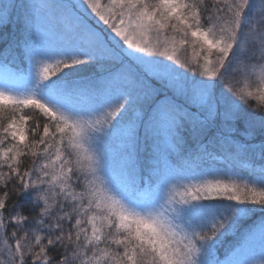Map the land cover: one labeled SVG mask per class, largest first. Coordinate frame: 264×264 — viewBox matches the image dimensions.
<instances>
[{
    "label": "snow or ice",
    "instance_id": "snow-or-ice-1",
    "mask_svg": "<svg viewBox=\"0 0 264 264\" xmlns=\"http://www.w3.org/2000/svg\"><path fill=\"white\" fill-rule=\"evenodd\" d=\"M257 236L264 0H0V264H236Z\"/></svg>",
    "mask_w": 264,
    "mask_h": 264
},
{
    "label": "trees",
    "instance_id": "trees-1",
    "mask_svg": "<svg viewBox=\"0 0 264 264\" xmlns=\"http://www.w3.org/2000/svg\"><path fill=\"white\" fill-rule=\"evenodd\" d=\"M16 24H15V17H13V23L9 24L8 27L6 29H4L5 32H13L16 29ZM169 34H171V32H169ZM13 71H15V69H13ZM259 140H255L253 141V143H259ZM222 156L220 157V159H218L215 164H217L219 166V168H226L227 166H225L222 162ZM208 167V166H207ZM253 167H258V165H253L250 162L247 163V166H245V164L242 162L240 165L237 166L236 171L239 173V175L244 176V177H248L251 169ZM253 220L258 221L259 220V213H257L255 216H253ZM248 224H251L252 221H247ZM237 239L238 237L235 236H228L225 237L222 244L219 246V255L221 256V258H223L224 254L226 252H228L230 249H233L236 244H237Z\"/></svg>",
    "mask_w": 264,
    "mask_h": 264
},
{
    "label": "rangeland",
    "instance_id": "rangeland-1",
    "mask_svg": "<svg viewBox=\"0 0 264 264\" xmlns=\"http://www.w3.org/2000/svg\"><path fill=\"white\" fill-rule=\"evenodd\" d=\"M169 35H172V33ZM45 38L54 40L55 36L46 34ZM179 54L181 55V58H185V56L190 57L191 50H189L187 53L181 52ZM16 83H17V86L24 87V82L22 80H18L16 81ZM258 139H260L259 136H257L255 140H258ZM208 167L211 168L212 166L209 165ZM215 168H219V166L215 164ZM261 255H264V244L261 243L259 236H257L256 242L252 245V247L248 251L244 253H237L232 257V259L234 262H236V264H243V262L246 261L248 258L255 257V259L258 262Z\"/></svg>",
    "mask_w": 264,
    "mask_h": 264
}]
</instances>
